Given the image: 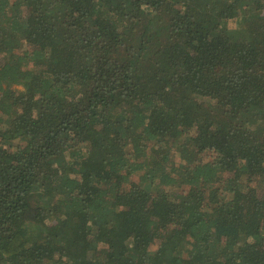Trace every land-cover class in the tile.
I'll return each instance as SVG.
<instances>
[{
  "label": "trees",
  "instance_id": "1",
  "mask_svg": "<svg viewBox=\"0 0 264 264\" xmlns=\"http://www.w3.org/2000/svg\"><path fill=\"white\" fill-rule=\"evenodd\" d=\"M0 264H264V0H0Z\"/></svg>",
  "mask_w": 264,
  "mask_h": 264
},
{
  "label": "rangeland",
  "instance_id": "2",
  "mask_svg": "<svg viewBox=\"0 0 264 264\" xmlns=\"http://www.w3.org/2000/svg\"><path fill=\"white\" fill-rule=\"evenodd\" d=\"M30 12H31V11H30L27 7H25V8H24V12H23V14H24V15H29Z\"/></svg>",
  "mask_w": 264,
  "mask_h": 264
}]
</instances>
